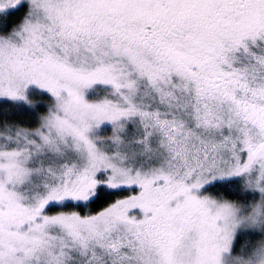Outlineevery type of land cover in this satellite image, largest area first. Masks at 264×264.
<instances>
[{
  "label": "snow or ice",
  "instance_id": "obj_1",
  "mask_svg": "<svg viewBox=\"0 0 264 264\" xmlns=\"http://www.w3.org/2000/svg\"><path fill=\"white\" fill-rule=\"evenodd\" d=\"M0 264H264V0H0Z\"/></svg>",
  "mask_w": 264,
  "mask_h": 264
}]
</instances>
